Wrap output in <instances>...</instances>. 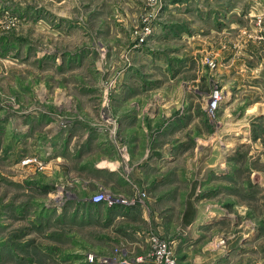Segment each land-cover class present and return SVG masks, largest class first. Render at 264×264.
<instances>
[{
    "label": "rangeland",
    "instance_id": "374dc122",
    "mask_svg": "<svg viewBox=\"0 0 264 264\" xmlns=\"http://www.w3.org/2000/svg\"><path fill=\"white\" fill-rule=\"evenodd\" d=\"M152 238L264 264V0H0V264Z\"/></svg>",
    "mask_w": 264,
    "mask_h": 264
},
{
    "label": "built area",
    "instance_id": "2783aa9c",
    "mask_svg": "<svg viewBox=\"0 0 264 264\" xmlns=\"http://www.w3.org/2000/svg\"><path fill=\"white\" fill-rule=\"evenodd\" d=\"M160 0H147V3L150 6H156ZM212 105H215L214 103ZM108 198L104 194H97L92 198L93 204H98ZM109 202V200H108ZM110 203V202H109ZM150 241L153 244V252L151 254V261L154 264H177L176 259L174 257V253L171 249V246L168 242L163 240H155L152 238Z\"/></svg>",
    "mask_w": 264,
    "mask_h": 264
},
{
    "label": "trees",
    "instance_id": "16d2710c",
    "mask_svg": "<svg viewBox=\"0 0 264 264\" xmlns=\"http://www.w3.org/2000/svg\"><path fill=\"white\" fill-rule=\"evenodd\" d=\"M194 215H195V208L189 202L186 205V208H185L184 213L182 215V224L184 226L190 225L192 220H193V218H194Z\"/></svg>",
    "mask_w": 264,
    "mask_h": 264
},
{
    "label": "crops",
    "instance_id": "0c3cea01",
    "mask_svg": "<svg viewBox=\"0 0 264 264\" xmlns=\"http://www.w3.org/2000/svg\"><path fill=\"white\" fill-rule=\"evenodd\" d=\"M91 205V204H90ZM94 205H96V204H94ZM93 206V205H92ZM134 241V240H133ZM176 243V242H175ZM174 242L172 243V245H174L175 244ZM136 244H137V242H136ZM176 245V244H175Z\"/></svg>",
    "mask_w": 264,
    "mask_h": 264
}]
</instances>
